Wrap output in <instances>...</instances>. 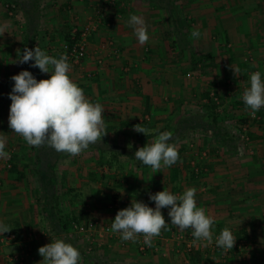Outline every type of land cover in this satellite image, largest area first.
Instances as JSON below:
<instances>
[{
	"label": "crops",
	"instance_id": "1",
	"mask_svg": "<svg viewBox=\"0 0 264 264\" xmlns=\"http://www.w3.org/2000/svg\"><path fill=\"white\" fill-rule=\"evenodd\" d=\"M173 1L114 0L101 13L89 8L94 12L89 20L97 26L87 35L85 56L69 71L86 98L102 104L104 140L139 149L158 133L147 137L135 132V125L171 132L175 138L169 143L179 152L173 166L158 173L150 166L128 172L97 163L91 149L67 155L57 164L59 197L57 210L52 209L41 198L43 177L35 170L30 146L9 128L11 100L0 93V135L7 137L5 151L12 155L10 167L0 159V222L15 235L0 244V264H39L38 249L57 239L78 249L79 264H264V114L249 117L242 99L253 72L264 81V0ZM131 15L147 24L149 40L143 45L128 25ZM193 30L200 32L198 39L191 37ZM230 66L240 69L238 77ZM5 67L0 64V89L14 86ZM209 99L231 128L234 147L199 126L175 131L183 116L202 114ZM238 122L244 124H233ZM195 168L199 172L193 173ZM188 188L196 189L197 206L214 218L213 243L207 247L193 244L191 229L172 225L168 208L161 209L168 224L154 237L155 250L141 252L135 242L101 229H111L117 212L132 200L155 208L149 194L164 189L182 194ZM65 218L70 220L67 231L58 222ZM91 219L99 224L86 232L71 226ZM226 227L236 238L227 251L215 243Z\"/></svg>",
	"mask_w": 264,
	"mask_h": 264
},
{
	"label": "clouds",
	"instance_id": "2",
	"mask_svg": "<svg viewBox=\"0 0 264 264\" xmlns=\"http://www.w3.org/2000/svg\"><path fill=\"white\" fill-rule=\"evenodd\" d=\"M128 25L133 29L139 44L149 40L147 24L143 17L131 15ZM0 27V35L5 33ZM191 37L199 38L200 32L193 30ZM17 62L30 63L42 73H49V79L37 80L31 72L21 71L11 79L14 81L8 125L12 131L21 136L29 146H48L58 153L72 157L80 155L90 145L103 142L108 134L104 121V108L100 103L90 102L81 87L69 75L70 64L67 55L59 58L48 55L38 45L34 49L25 47L23 55L17 50ZM234 76L238 77L240 69L230 66ZM246 110L255 118L257 111L264 107V81L259 71L250 75V87L242 94ZM133 130L145 136L158 133L154 140L140 147L134 157L144 165L150 166L153 173L169 168L179 160V152L172 139L171 132H159L140 124ZM7 137L0 135V159L10 158L5 151ZM131 147V145L129 146ZM65 164L68 161L64 162ZM196 189L188 188L180 195H174L164 189L149 194L155 208L149 207L136 199L131 205L117 212L111 224V230L119 233L123 241L136 242L142 235L144 243L152 245L154 237L161 234L167 222L161 209L168 208L171 224L181 231L191 229L193 244L203 242L207 247L213 243L212 226L214 218L207 215L204 208L198 207L195 199ZM11 230L9 225L0 222V234ZM216 246L232 250L236 238L229 228H224L215 239ZM43 258L39 264H79L81 254L72 244L57 239L38 249Z\"/></svg>",
	"mask_w": 264,
	"mask_h": 264
},
{
	"label": "trees",
	"instance_id": "3",
	"mask_svg": "<svg viewBox=\"0 0 264 264\" xmlns=\"http://www.w3.org/2000/svg\"><path fill=\"white\" fill-rule=\"evenodd\" d=\"M14 3L18 9L21 11L24 20H25V29L23 34V39L21 43V55H23V50L25 47L29 49H34L36 47V38H37V30L39 26V18L41 17L38 13V9H42V1L44 0H10ZM152 3H164L165 5H169L173 3V0H149ZM33 3H36L34 6ZM37 7V8H36ZM36 10L34 11V9ZM80 29H76L74 32L64 35L63 43L68 42L70 46L79 38ZM22 69L27 70L32 73V75L39 81L40 70L36 67H31L30 63L22 64ZM205 109H203L202 114L197 116H183L180 121L175 126V131H188L190 128H194L196 126L201 127L204 130H210L212 138L214 140H219L222 143H225L229 147H234L233 144L235 142L234 135L231 132V128L226 124H223V121H220L219 111L217 103L213 102V100L209 99V102L206 103ZM261 116L264 114L263 111H257ZM176 132V133H177ZM178 132V133H179ZM151 136V135H149ZM175 136V134L173 135ZM175 137H172L173 140ZM170 140V141H171ZM169 141V142H170ZM34 154V159L36 163V172L43 177V192L41 198L43 199L44 204L48 205V207L57 210L56 202L59 197V192H56V184H57V164L63 160L65 156L68 154L58 153L53 148L48 146L42 147H34L30 146V148ZM88 149L93 151V154L96 158L97 163L99 164H107L109 169H121L136 172H143L149 166L144 165L141 161H138L134 154L138 149L129 146H120L116 143H109L108 141L103 139V142H99L96 144H92ZM28 152V151H27ZM124 156L125 159L121 160L119 156ZM114 166V167H112ZM12 169L18 171L16 165H12ZM192 172L195 173L194 169ZM199 172V169L196 171ZM23 173L18 174V177H21ZM70 188L66 187L65 192H69ZM60 223V228L64 231H67L68 226H70V220L66 219L58 221Z\"/></svg>",
	"mask_w": 264,
	"mask_h": 264
},
{
	"label": "rangeland",
	"instance_id": "4",
	"mask_svg": "<svg viewBox=\"0 0 264 264\" xmlns=\"http://www.w3.org/2000/svg\"><path fill=\"white\" fill-rule=\"evenodd\" d=\"M70 1L71 0H48L43 2L42 9H38V13L40 12L39 15L41 17L39 18V28L36 32V45H38L48 55L56 58L61 56L60 53L64 35L70 32V30L81 29L90 21L89 17L92 16L94 12L90 13L89 8L94 7L101 13L108 7L106 3H113L114 0H96V2L99 3L97 5L92 3L94 0H74L76 3H71ZM114 3H118V0H115ZM187 3H189V0ZM33 4L34 6L36 5V3ZM86 10L89 11L86 12L88 17H86V15H82L83 11ZM0 27L4 28L6 31L3 35H0V64H2V66H6L4 68V72L7 74V79H10L13 75H17L23 71L21 64L17 62V50L21 51L23 33L26 27L21 11L10 0H0ZM85 44H87V42ZM67 62L70 64V70L72 72L74 69H71V67H75L74 62ZM86 77L88 80V76L85 75V78ZM41 78L49 79L50 74L41 72ZM82 79L84 80V78ZM11 83L12 80H10V84ZM12 88L13 86L10 88L3 87L0 89V93L2 94L1 96L4 97L3 99L8 98L7 96H9V94L7 92L10 93ZM7 106H9V104ZM249 117H251V115ZM233 124L238 125L244 123L238 122ZM17 138L25 141L18 134ZM194 144L196 145L195 139ZM72 238L74 239V235L71 236V240H73ZM260 263L261 262H254V264Z\"/></svg>",
	"mask_w": 264,
	"mask_h": 264
},
{
	"label": "built area",
	"instance_id": "5",
	"mask_svg": "<svg viewBox=\"0 0 264 264\" xmlns=\"http://www.w3.org/2000/svg\"><path fill=\"white\" fill-rule=\"evenodd\" d=\"M97 24L95 23L94 20L89 21L86 25H84L80 30V36L79 38L70 46V44L67 42H64L62 44V48H61V53L62 54H66L67 55V61H71L74 63L79 62L86 54V36L92 32L93 30L96 29ZM256 72V71H255ZM256 117H257V113H256ZM241 138H245L244 135H240ZM10 154V158L8 159H3V163L6 167H10L11 166V153L8 152ZM194 171H197V168L194 169ZM174 195H180L179 193L174 194ZM98 223L97 220L91 219L88 222H83V223H77V222H71V226L73 227V229H75L78 233H82V232H86L88 230L89 227H95ZM101 229H103L106 232H111V229L109 226H104ZM120 235V234H119ZM121 238V236H120ZM13 239H15V235L14 233H5L0 235V244L6 243V242H10ZM122 240V239H121ZM123 241V240H122ZM137 249L141 252H146V251H150V250H155L156 247V241L153 238L152 241V245L148 246L144 243L143 240V236L140 235L137 238V241L135 242Z\"/></svg>",
	"mask_w": 264,
	"mask_h": 264
}]
</instances>
